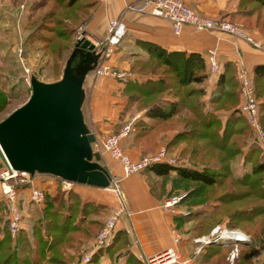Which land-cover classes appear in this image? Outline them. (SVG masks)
<instances>
[{"label":"crops","instance_id":"obj_1","mask_svg":"<svg viewBox=\"0 0 264 264\" xmlns=\"http://www.w3.org/2000/svg\"><path fill=\"white\" fill-rule=\"evenodd\" d=\"M92 1L90 19L79 29L80 34L82 32L85 39L93 44H101L108 35V22L118 19L125 27L124 38L113 49L109 58L101 56L98 63L103 62L115 71L130 74L128 78L122 80L100 77L95 74L96 66L85 77L82 114L85 124L96 138L93 144L95 150H98L102 139L117 134L126 125H131L134 131L120 142L121 149L131 159L138 160L164 148L169 156L178 160L187 146L182 137L189 131L187 120L192 116L191 105L195 99L202 104V112L217 114L224 124L231 110H224L219 100L220 94L217 92L218 77L213 78L208 72L206 58L210 53L217 55L221 66L219 77L224 79L223 83L228 84L230 79L236 82L235 92L238 101L235 108L240 103L238 72L243 68L253 80L260 114H264V76L255 73L256 67L264 66V0H181L206 18L224 20L238 26L259 41L260 48H254L244 40L222 32L194 31L189 26L184 27L181 34L175 36L171 24L166 20L148 14L125 12L128 4L136 3L138 0ZM0 36L3 39L0 38V43L2 42L0 54L3 53L4 59L14 52L17 46V0H0ZM160 54L168 57L180 72L182 61L188 65L187 77L198 75L197 59L205 67L200 72L203 76L202 81L196 82L191 79L189 84V89L201 90L202 93L188 96V106L166 121L147 117L145 114L148 107L138 109L136 106L139 103L137 90L143 93L149 91L161 77L159 71H163L165 66L160 64L162 61V58L158 59ZM134 65L138 69L135 73L132 72ZM173 75L175 88V78L181 77V74L178 72V76L174 73ZM225 88L230 87L226 85ZM151 96L152 94L148 98ZM160 100L173 103L177 98L164 94ZM184 162L185 166H189L187 160ZM101 165L108 171L111 185L119 188L121 198L114 195L111 186L100 189L72 184L68 190L80 196L83 203L102 207L100 214L90 215L88 218L97 222L99 227L108 213L114 209H121L111 244L109 248L99 253L94 264H129L130 259L147 264L148 258L169 249L179 255L180 259L176 264H226V255L224 261L221 260L219 263V257L211 258L207 254L211 249L200 244V239L209 237L213 230H200L198 224L213 211L214 203L196 207L183 203L170 209L163 206L167 196L184 193L180 180L176 181L174 171L164 177L148 169L125 177L119 164L108 154L102 155ZM32 187L45 191L46 196L51 198L64 189L62 180L38 174L34 177ZM29 191L30 186L18 191V204L22 216L27 213L26 207L32 204L28 199ZM7 212V204L1 195L0 186L2 219L6 220ZM224 220L227 221V218ZM224 220L216 227L224 228ZM23 227L26 229L24 218ZM250 242L248 236L247 244ZM200 246L202 249L197 252ZM263 260L264 245H257L252 262L261 264Z\"/></svg>","mask_w":264,"mask_h":264},{"label":"trees","instance_id":"obj_2","mask_svg":"<svg viewBox=\"0 0 264 264\" xmlns=\"http://www.w3.org/2000/svg\"><path fill=\"white\" fill-rule=\"evenodd\" d=\"M30 1L33 6L30 5L29 19L32 20L33 12L42 9L43 6L47 7L49 0H45V2ZM92 2V0H53L49 10L40 17L42 19L38 18L39 20L33 22L34 24L27 30V39L34 37L36 41L41 43L40 48L42 51H46L55 43V47L51 50L53 56L51 57L56 59V64L59 61L62 62L60 68H64L65 61L69 56L66 60L63 58L64 53L68 52V42L79 33V29L90 19L89 10L93 5ZM57 28L60 29L57 30ZM43 32L46 35L42 34ZM81 34L85 39L84 34L82 32ZM61 42L64 45H61ZM73 48L71 47L70 53ZM159 56L158 59L162 58L160 64L165 66L163 71L159 73L161 77L156 84L153 83L154 85L149 91L143 93L141 90H137L139 93L137 101L145 104L143 107H148L145 114L147 117L157 121H166L188 106V96L194 95V93H202L201 90L189 89V84L191 79L196 82L202 81L203 76L200 75V72L205 67L197 59L199 65L197 68L198 75L187 77L189 66L184 64L183 61L180 72L178 68L172 65V61H169L168 57L162 54ZM132 70L135 73L138 69L134 65ZM263 70L264 66H258L255 73L264 76ZM178 72L181 77L175 78L176 87L174 88L173 84H170L171 82L166 80L165 77L172 76L173 79L175 77L173 73L178 76ZM220 77L218 76L217 80L219 100L222 102L224 110H231L224 124L217 114L202 112V104L195 99L196 101H193V105H191L193 109L192 116L187 120L189 131L183 134L182 137L187 146L181 157L178 158L179 165L158 164L148 169H151L156 175L164 177L172 171L175 172L176 181L180 180L181 190L186 194L179 204L186 203L195 207L215 204L213 211L198 224L200 230L209 229L212 231L224 218H227L228 227L231 230L235 229L231 227V224H243L242 229L250 237L251 242L249 244H238L239 253L237 259H235V264H253L256 246L264 245V181L261 182L259 178L252 180V178L264 174V161L260 156L259 161L250 165L241 175L233 176L229 162H232L241 154L246 137L251 132L244 118L238 113V107L235 108L238 101L235 92L236 82L230 79L228 84H224V79ZM226 85L230 88H225ZM165 93L168 96L177 98V101L173 103L162 102L159 94L164 95ZM151 94L152 96L148 98ZM261 119L264 126V114L261 115ZM255 149L261 155L257 146ZM252 152L253 150H248L243 155V163ZM185 160H187L189 166H185ZM226 179L229 183L226 182ZM230 183L232 185L237 184L238 188H235L234 185L231 186ZM175 186L177 187L176 182ZM256 188L260 193L255 195L256 201H251L250 198ZM61 194L62 199L60 201L46 196V207L41 214H38L37 219L39 220L36 225L33 224L30 227L31 231L28 237L25 236L21 239L22 244L17 242L14 246V251L17 249L24 256L29 253V259L28 256L17 258L16 263L12 259L13 254L10 253L1 264H10L9 260L13 264H69L86 252L88 245L101 227L97 222L88 218L90 215L100 214L102 207L92 203H83L80 196L71 190L66 193L61 192ZM177 195L179 194L169 195L166 199ZM237 204H243V207L241 208ZM253 223L257 224V228L249 229V226ZM41 226L45 228L42 229ZM26 229L20 230L18 234L23 233ZM38 230L40 233H38ZM0 236H2L0 238L1 248L5 241L12 238L8 230V217L0 223ZM207 248L211 249L210 252L207 251V254L211 258L218 256L219 263L221 260L224 261V256L228 257L231 251V246L222 247L207 244ZM222 248L225 249L224 253H222ZM104 249H100L93 254L90 264H94L95 258ZM11 251L14 253L13 250ZM225 262L228 264L227 260ZM129 264L143 263L136 259H130ZM261 264H264V260Z\"/></svg>","mask_w":264,"mask_h":264},{"label":"built area","instance_id":"obj_3","mask_svg":"<svg viewBox=\"0 0 264 264\" xmlns=\"http://www.w3.org/2000/svg\"><path fill=\"white\" fill-rule=\"evenodd\" d=\"M125 12L136 14H148L168 21L171 24L173 34L178 36L184 27L189 26L194 31H218L232 37L244 40L254 48H260L261 44L253 37L246 34L241 28L224 20H213L206 18L195 10L185 5L181 0H138L136 3L128 4ZM108 35L101 44H95L98 49H102V57L109 58L113 49L120 44L125 35V27L118 19H112L107 25ZM206 65L209 74L217 78L221 73L217 55L210 53L206 58ZM95 74L100 77H111L115 79H126L130 74L123 71H115L109 65L101 62L95 69ZM238 80L240 85L239 97L240 103L238 113L244 118L252 135V142L260 149L261 157L264 161V126L261 119L259 103L255 94L254 84L251 76L245 69H239ZM29 83V78H28ZM134 131L131 125L124 126L117 134L109 135L102 139L98 147L101 155L108 154L121 167L125 177L133 174H139L142 171L158 164H167L178 166L176 158L167 154L166 150L158 149L138 160L131 159L121 149L120 142ZM35 175L26 172L13 170L3 153L0 150V186L1 195L7 204L8 230L12 237H15L20 230H23V216L18 204V191L24 187L30 186L29 201L35 206H43L46 200V192L32 187ZM64 185L63 192H67L72 183L62 181ZM112 184V181H111ZM111 190L117 198H121V192L118 187L111 185ZM113 186V187H112ZM185 194L170 197L166 199L163 206L166 209L177 206ZM121 215V209H114L108 213L97 234L91 240L86 252L70 264H90L91 258L95 252L110 246L117 222ZM187 215V213H185ZM228 231L220 226L213 229L210 236L201 238L200 244L207 245L214 238L222 237ZM235 235V234H234ZM246 238V237H245ZM247 239V238H246ZM248 240V239H247ZM202 249L198 247L197 252ZM239 253L238 244L231 246V251L227 257L228 264H235ZM179 255L172 249L166 250L160 254L147 259V264H176L179 262Z\"/></svg>","mask_w":264,"mask_h":264},{"label":"water","instance_id":"obj_4","mask_svg":"<svg viewBox=\"0 0 264 264\" xmlns=\"http://www.w3.org/2000/svg\"><path fill=\"white\" fill-rule=\"evenodd\" d=\"M102 49L80 39L69 54L57 81L29 77L27 101L0 121V150L13 170L47 175L72 184L106 189L111 184L95 151L94 134L82 114L83 84L97 66ZM244 235L217 237L211 245L247 244Z\"/></svg>","mask_w":264,"mask_h":264},{"label":"rangeland","instance_id":"obj_5","mask_svg":"<svg viewBox=\"0 0 264 264\" xmlns=\"http://www.w3.org/2000/svg\"><path fill=\"white\" fill-rule=\"evenodd\" d=\"M38 1L45 2V0H38ZM52 4H53V0H49L47 7L43 6L42 9H39L33 12V19L31 20L29 19V13L31 12L30 7L33 6V3L30 0H17V46H16L15 51L9 54L8 57H5L4 59L2 55L3 53L0 54V121L4 119L13 110H15L16 108H18L19 106H21L27 101L30 95V86L28 83V78L31 75H34L39 80L45 83H51V82L57 81L61 76L63 67L60 68V66L62 62L59 61L58 64H56L55 62L56 59L52 58L53 56L51 55V50L53 47H55V43L53 44V46H50L46 51H42L40 48L41 43L36 41L34 37L30 39L29 38L27 39L26 37L27 30L31 28V26L34 24L33 22H36L37 20L42 19L40 17L44 15L47 12V10H49ZM59 29L57 28V30ZM42 34L46 35L45 32H43ZM0 38L1 40H3L1 36ZM82 38L83 37L79 32L75 35V37L69 40L68 46H67L68 52L64 53L63 55V58L65 60L70 53L71 47L73 48L77 40H80ZM72 41H73V44H72ZM61 45H64V44L61 42ZM5 61H6V64H5ZM161 71L162 70H160L159 72ZM165 79L170 81L171 82L170 84H173L172 76H169V77L166 76ZM161 96L163 95H160L159 97ZM144 105L145 104L139 103L136 106L138 109H140ZM255 147L256 146L252 142L251 134H248L246 137L245 145L242 148L241 154L237 156L232 162H229V166L231 168L233 176L241 175V173L245 171V169L249 168L250 165H253L254 163L259 161L261 155L260 153L257 152ZM248 150H253V152L247 156V159H245L243 163L242 157L244 154H246ZM258 178L261 179V182L264 181V174L255 176L252 178V180H255ZM226 182H228L227 179H226ZM230 184H227V185H230ZM233 185L231 184V186ZM234 186L235 188H238L237 184H235ZM258 193L260 192L258 191V188H256V190L253 193V196L250 198L251 201H256L255 195H258ZM54 199L56 201H60V199H62L61 193L57 194L54 197ZM237 205L241 208L243 207V204H237ZM45 207H46V203H44L43 206H39V207L33 204H30L26 207L27 213L23 215V218L26 221L27 229L23 233L17 234L15 237H12L10 240H7L2 244L0 248V264L10 253L13 254L12 259L16 263H17V258H21V257L25 258L28 256L27 258L29 259L30 257L29 253H26V256H24L23 253L21 252L19 253L17 249H15L14 251V246L17 244V242H19V244H22L23 241H21V239L24 238L25 236L28 237V234L31 231L30 227L33 226V224L36 225L37 221L39 220L37 219L38 218L37 216L38 214H41V212L45 209ZM0 217H1L0 218V223H1L3 221L2 219L3 216H0ZM224 221L225 222H224L223 229L231 230L228 227L229 226L228 220L227 221L224 220ZM231 227L235 228L233 230H236L235 232L238 234H241L242 232V234L248 239V235L245 234V231L242 229L243 224L241 225L231 224ZM41 228L43 229L45 227L41 226ZM256 228H257L256 223H253L249 226V229H256ZM38 233H40L39 230H38ZM0 238H2V236H0ZM10 248L11 250H13L14 253H12ZM9 261H10V264H13L11 263V260ZM74 261L75 260H73L72 262Z\"/></svg>","mask_w":264,"mask_h":264},{"label":"bare ground","instance_id":"obj_6","mask_svg":"<svg viewBox=\"0 0 264 264\" xmlns=\"http://www.w3.org/2000/svg\"><path fill=\"white\" fill-rule=\"evenodd\" d=\"M235 234V235H234ZM240 235H243V234H238L236 233L235 231H232V233L228 232V231H225L224 233V237H221V238H228V237H231V238H234L236 236H240Z\"/></svg>","mask_w":264,"mask_h":264}]
</instances>
